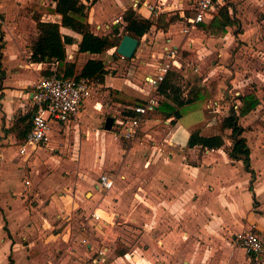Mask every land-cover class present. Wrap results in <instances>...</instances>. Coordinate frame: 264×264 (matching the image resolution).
<instances>
[{
  "label": "crops",
  "instance_id": "crops-1",
  "mask_svg": "<svg viewBox=\"0 0 264 264\" xmlns=\"http://www.w3.org/2000/svg\"><path fill=\"white\" fill-rule=\"evenodd\" d=\"M236 1L216 0V9L203 22L226 4L243 30ZM82 2L89 29L97 35L115 29L123 35L122 16L128 9L152 20L149 31L138 38L135 58L131 57L137 66L127 68L132 77L113 75V70L126 66L125 59H130L117 52L112 56L115 47L100 53L79 51L82 35L60 24L55 0H0V264H261L264 252L250 255L235 236L252 229L264 240V127L250 124L242 132L250 149L252 173L241 159L228 156L231 130H221L220 121L229 112L216 114L227 108L224 100L216 97L219 89H224L225 81L235 84V60L243 59L237 55L243 47L235 49L232 30L236 26H227L223 36L213 37L202 22L191 25L187 20L197 0L191 4L190 0ZM35 9L39 14L32 16ZM159 14L165 15L164 27L157 25ZM261 18L264 23V16ZM27 19L30 22L24 25ZM37 19L59 23L61 35L70 39L64 43L65 63L73 70L69 77H75L89 58L103 60L106 73L101 80L90 78V95L75 119L64 124L52 122L45 144L25 146L34 112V85L45 70L56 72L58 66L56 61L31 59L32 42L39 34ZM27 26L36 30L29 33L34 37L31 43L26 39ZM245 33L238 35L246 38ZM260 35L264 36L263 29ZM260 41L255 48L248 47L249 54L244 57L250 67L244 62L241 70L250 78L256 77L253 73L258 67H264V60L256 54L264 55ZM172 49L175 55L170 58L167 52ZM206 54H214L218 60L203 72ZM168 61H174L167 74L173 87L161 93L160 85L155 89L146 78ZM193 71L198 78L190 79ZM215 71L220 73L217 81L211 78ZM101 87L105 90L97 93L103 96L99 99L94 94ZM195 87L210 89L214 100L208 103V92L194 103L177 106L179 117L163 110L165 102L176 106L173 98L185 101ZM257 88L248 92L255 94L259 103L239 116L240 124L258 111L264 92ZM248 92L236 90L231 106L236 99L237 113L240 96ZM106 95L114 96L110 104H104ZM149 96L157 97L158 106L147 114L134 138H125L118 132L116 120L133 114L131 107ZM225 96L229 98L227 93ZM108 116L113 119L110 129L105 128ZM80 126L88 128L90 139L79 142L77 161H63L57 151L72 149L66 141L70 136L78 140ZM195 129L205 136L221 134L224 144L212 149L187 146ZM100 149L103 159L94 162ZM84 165L91 169L82 171ZM66 167L76 170L64 176ZM102 173L114 180L107 190L97 187ZM148 182L155 192L143 186ZM139 188L144 191L138 192ZM145 192L152 193L153 214L149 217L137 199V195L146 198ZM93 210L99 219L89 218ZM85 216L88 220L82 225Z\"/></svg>",
  "mask_w": 264,
  "mask_h": 264
},
{
  "label": "trees",
  "instance_id": "trees-1",
  "mask_svg": "<svg viewBox=\"0 0 264 264\" xmlns=\"http://www.w3.org/2000/svg\"><path fill=\"white\" fill-rule=\"evenodd\" d=\"M55 10L61 14L60 24L69 27L79 33L82 38L79 42V51L100 53L108 48L116 47L121 40V34L115 29L110 34L97 35L90 31L87 22V15L85 12V4L82 0H55ZM96 1V0H93ZM123 21L125 25L123 34L127 33L136 38H140L147 33L152 25L150 18L138 16L133 10L128 9L123 14ZM171 17L170 20H174ZM59 23L52 21L36 20V26L39 31L37 38L32 42L31 59L37 62H58L56 73L59 76L69 77L73 74V70L65 63V48L64 43L70 39L59 32ZM157 25L160 27L165 26V15H158ZM202 27L213 37L223 36L227 26H238L239 20L231 16L226 4L220 5L217 12L211 16L208 22H202ZM53 73V72H52ZM49 69L44 71L45 75L52 74ZM106 73L103 60L97 58H89L75 75V77H88L102 79ZM170 77L168 75L161 82L159 89L161 93H165L168 88L173 87L170 84ZM177 91V89H175ZM208 92L205 87H195L189 94L188 98L183 101L173 98L176 106H172L165 102L163 110L167 114H174L176 117L181 115L177 106L183 104L194 103L197 100L206 97ZM239 112L237 113L233 106H231L229 113L221 118L220 129H230V138L232 144L228 150V156L231 160L241 159L247 171L253 173L249 163L250 149L246 143V139L242 136L243 128L239 124V116L246 115L254 109L259 99L253 93H248L240 96ZM25 134V131L23 132ZM22 133V135H23ZM224 144L223 136L221 134L205 136L201 135L199 129L193 130L188 138L187 146L193 147L199 145L202 148H219ZM264 245V240H263ZM264 252V246L263 251ZM254 256V255H252Z\"/></svg>",
  "mask_w": 264,
  "mask_h": 264
},
{
  "label": "built area",
  "instance_id": "built-area-1",
  "mask_svg": "<svg viewBox=\"0 0 264 264\" xmlns=\"http://www.w3.org/2000/svg\"><path fill=\"white\" fill-rule=\"evenodd\" d=\"M216 0H197L193 15L187 20L191 25L205 21L208 14L216 9ZM187 31V28H184ZM167 56L172 58L175 50H169ZM171 62H163L159 65L157 73L147 76V81L157 89L172 68ZM91 79L88 77H63L56 73L41 76L34 85L31 93L34 112L32 114L31 128L25 140V146L45 144L49 140L50 124L52 122L67 123L75 119L84 100L90 95ZM159 104L157 97L149 96L131 107L133 114H127L116 120L118 132L125 138H134L144 118ZM234 109L238 107L236 103ZM113 178L107 173L98 177L101 190H107L113 185ZM99 219V214L92 211L89 218ZM88 220L85 216L83 225ZM237 244L244 247L250 255L257 256L263 251L262 237L252 229L243 231L235 236ZM264 264V261L261 262Z\"/></svg>",
  "mask_w": 264,
  "mask_h": 264
},
{
  "label": "rangeland",
  "instance_id": "rangeland-1",
  "mask_svg": "<svg viewBox=\"0 0 264 264\" xmlns=\"http://www.w3.org/2000/svg\"><path fill=\"white\" fill-rule=\"evenodd\" d=\"M191 2H189L190 4L191 3H194L195 0H190ZM35 2V5H39L38 1H34ZM236 2H238V6L236 7V13L241 17L242 19V24L241 26L243 25V30L240 28V26H236L235 28H233L232 30V33L235 35V49L236 48H240V47H243L242 49V52L239 54L237 53V55H241L240 57H243V59L241 60L240 58L235 60V62L238 61L237 63V66L239 67H235V84L232 85L230 83H228L227 81H225V85H224V89H219L220 92L219 94L216 96L218 99H222L224 100V103L226 104L227 108L226 109H221L220 113H216V114H223V113H227L229 112V109L231 108V104L234 102L232 100H234L235 98V92L236 90H239V91H244V92H253L254 93V90L255 89H258L257 86L261 89V91L264 92V70H262L264 67H258L257 70L258 72H254L253 74H256L255 78H250L248 76L245 75L244 71H242V67L245 66V63L248 65V67H250V63H247V61H245L244 57H247L248 56V50L249 48H251L252 46L254 47L255 45L254 44H257L259 40H262L260 41V46L261 47H264V36L260 35L259 36V32L261 31V29L264 30V23L260 22V19H262L261 17L264 16V13H263V10H264V0H237ZM34 8V6H32L30 9L32 10ZM192 9H189L188 12L191 13ZM36 14H39V11L37 9H35V12L32 13L31 15L32 16H36ZM28 22H30L29 19L24 20V25L27 24ZM27 31H28V35L26 37L27 41L28 42H32L34 40V37L33 35L31 34H35L36 30H35V27L34 28H31V27H28L27 26ZM244 31H246L245 33V37L246 38H243L242 36L238 35V33H243ZM254 32V34L248 36V33L250 32ZM33 32V33H31ZM31 33V34H29ZM238 35V36H237ZM233 42V41H232ZM249 47V48H248ZM116 48V47H115ZM113 49V53L112 56L114 55V53L116 52V49ZM215 48V47H214ZM213 48V50H215ZM246 48V49H244ZM255 48V47H254ZM245 50V51H244ZM110 54V53H109ZM116 54V53H115ZM259 57L262 58V62L264 60V55H262L261 53H256ZM134 55V54H133ZM207 58V60L205 61L206 58H204V62H203V72H208L211 68H212V61H217L218 59L215 57L214 54H206L205 56ZM119 58V55H117V58ZM133 58H135V55L133 56ZM238 58V56H237ZM111 59V56L110 57H107L105 58V60H109ZM113 59V58H112ZM191 59V58H190ZM125 60H128L125 62V65L126 66H122L121 68H118V69H115L113 70V75L115 76H119V77H132L131 74H128V69L127 68H133V67H136L137 65L135 64V62L133 60L130 59H125ZM241 64H240V63ZM243 62V63H242ZM108 63V62H107ZM244 64V65H242ZM79 69V68H78ZM77 69V71H78ZM261 69V71H259ZM247 70V69H246ZM144 71V70H143ZM117 73V74H116ZM198 73L193 71V75H190V79H193V78H198L197 75ZM240 74V75H239ZM218 75H220V73H218L217 71H215L213 73V75H211V78L212 80H216L217 81V77H219ZM258 80V82H257ZM240 86V88H238ZM215 85H212L211 90L212 88L214 89ZM133 90H136V88L132 87ZM104 88L101 87L100 90L98 91H95V96L98 97L100 99V97L102 98V94H97V93H103L104 92ZM111 94L114 92L113 90H110ZM209 95L208 98L211 99V100H208V103H210L211 101L214 100V97H213V94H212V91H210L209 89ZM248 92V93H249ZM228 94L229 95V98L227 99L225 94ZM246 94V93H245ZM113 95V94H112ZM263 97H262V101L260 103V106L258 107V111H256L255 113H252L250 114L249 116L245 117L243 120H242V123L240 124L241 126L245 125V127L242 126L243 130L244 128H250V124L257 127V128H261V127H264V94H262ZM113 97H110L109 95L105 96L104 97V104H107V103H111V100H113ZM112 98V99H111ZM207 98V99H208ZM134 101H139V100H134ZM213 103V102H212ZM235 103H237V100L235 99ZM159 122V121H158ZM162 123V122H160ZM158 124V123H156ZM102 125H103V122H102ZM102 125H101V128H102ZM78 134V140L77 139H73L71 138V136L69 137V140L66 141V143L68 145H72V149L71 150H63V151H57V154H58V158H61L63 161L65 159H72L74 160L75 159V156L78 155L79 156V142H85L88 141L90 138H88L87 134H88V128H82L81 126L79 127L78 129V132H76ZM74 158V159H73ZM80 158V157H78ZM99 160H102L103 159V151L102 149H100V152H96L95 154V157H94V162L98 161ZM78 159L76 158L75 161H77ZM62 162V161H61ZM50 166V165H48ZM88 169H91L90 167H88L87 165H84L83 167H81V170H88ZM76 170V169H74ZM73 169L71 170L70 168L66 167V169H63L62 171V175H67L69 174L70 172H75ZM147 179V177H146ZM144 182V181H143ZM150 185V186H149ZM145 188H150L151 191L155 192L156 189L153 188L151 186V184L148 182L147 185H143ZM143 188V187H142ZM139 188L138 192L142 193L144 190V188ZM137 190V189H135ZM148 192H145L143 193V195H146V198H138V195H137V199H140L139 200V203L141 205H143L144 207L143 208H146V212L148 213L147 214V217L151 216L153 214V212L151 210L152 209V205H153V202H152V193H150L149 195H147ZM141 195V194H140ZM140 213V212H139ZM143 215V213H141V216ZM152 219L153 217H151V222H152ZM150 223V221H149ZM232 237V235H231Z\"/></svg>",
  "mask_w": 264,
  "mask_h": 264
},
{
  "label": "water",
  "instance_id": "water-1",
  "mask_svg": "<svg viewBox=\"0 0 264 264\" xmlns=\"http://www.w3.org/2000/svg\"><path fill=\"white\" fill-rule=\"evenodd\" d=\"M139 44V39L130 35V34H123L121 40L119 41L118 45L116 46L117 54L125 57L131 58ZM112 117L108 116L105 122V128L110 129L112 124Z\"/></svg>",
  "mask_w": 264,
  "mask_h": 264
}]
</instances>
